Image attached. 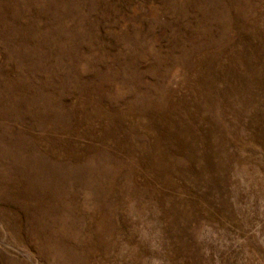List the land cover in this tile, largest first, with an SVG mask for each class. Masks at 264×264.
I'll return each mask as SVG.
<instances>
[{"label":"rangeland","instance_id":"1","mask_svg":"<svg viewBox=\"0 0 264 264\" xmlns=\"http://www.w3.org/2000/svg\"><path fill=\"white\" fill-rule=\"evenodd\" d=\"M0 264H264V0H0Z\"/></svg>","mask_w":264,"mask_h":264}]
</instances>
